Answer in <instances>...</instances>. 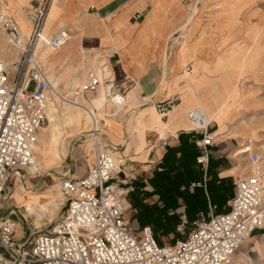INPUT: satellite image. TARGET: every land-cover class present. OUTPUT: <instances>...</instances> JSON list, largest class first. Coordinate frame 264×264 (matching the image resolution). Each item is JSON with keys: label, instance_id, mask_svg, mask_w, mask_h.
Instances as JSON below:
<instances>
[{"label": "built area", "instance_id": "built-area-1", "mask_svg": "<svg viewBox=\"0 0 264 264\" xmlns=\"http://www.w3.org/2000/svg\"><path fill=\"white\" fill-rule=\"evenodd\" d=\"M50 3L46 0L27 15L31 27L28 39L22 37L12 16L0 8L2 29L15 50L10 63L0 56V199L11 172L34 164L41 128L49 124L52 89L36 55L37 46L41 43L54 51L71 38L66 29L44 36ZM189 70L186 65L185 71ZM101 85L108 93L115 92L112 78L102 80L90 72L89 81L75 95L95 92ZM178 102L176 95L154 105L165 118ZM187 118L191 130L202 134L195 140L200 149L196 160L207 168L214 143L211 121L200 107L188 111ZM93 122L95 162L80 177H61L66 204L62 217L50 232L37 233L28 241L16 238L15 219H0V264H230L240 245L264 228L261 156L251 145H244L255 168L235 181L228 211L212 212L208 219L196 221L184 238L170 244H159L150 225L134 229L126 204L133 186L124 188L117 181L124 162L112 151L101 150L103 133L95 117ZM167 143V138H161L162 146ZM177 230L185 233L183 225Z\"/></svg>", "mask_w": 264, "mask_h": 264}, {"label": "crops", "instance_id": "crops-1", "mask_svg": "<svg viewBox=\"0 0 264 264\" xmlns=\"http://www.w3.org/2000/svg\"><path fill=\"white\" fill-rule=\"evenodd\" d=\"M45 1L1 0L0 8L12 16L22 37L28 39L31 27L27 15L34 8L42 6ZM188 6L190 5L185 6L183 4V0H51L44 27V34L47 37L62 29L70 32V40L58 49L55 58L68 51L73 54L71 60L78 56L80 52L89 49L107 53L109 64L105 60H101L99 74L113 79L116 94L125 99L123 108L131 104H138L132 107V109H137L133 113H142L143 115V122L137 128L136 135L140 137L138 140H134L129 134L127 125L125 127L119 122L121 125L119 132L118 129H112L113 126L109 128L105 125L103 119L99 118L98 115L94 116L103 136L105 135L104 132L108 135V142L112 145H121L124 148L121 155H118L117 152H114V155L118 156L121 162H124L126 158V167L124 165L121 172L128 174V179L125 180V184L129 183L128 186H132L130 184L131 177L136 178V176L144 175L149 177L152 175L165 152L164 147L160 144L161 138H167L168 141L176 145L180 142L181 134H187L191 131L187 119L188 111L198 106L205 110L211 121L210 129L214 128V131L211 130L214 143L210 147V160L216 166L214 171H217L219 179L227 178L231 180L233 192L226 205L212 204L207 194V180L209 178L205 172L203 180L199 183L193 182L192 186L202 187L207 194V217L197 218L192 224H188L187 216L182 214L180 216L181 223L177 228L183 225L184 229L192 225L195 227L194 223L196 221L208 219L212 212L220 213L230 209V201L235 195V181L241 178L236 175L237 166L239 165L233 152L236 149L235 147L247 145L246 143L239 144L235 138L225 137L228 134V129L234 124L231 114L242 104L238 93L233 92L231 94L230 92H232L234 84L233 67L238 63L243 47L235 44L217 51L214 43L216 35L212 39V44L194 45L191 44L193 41L179 42V38L183 37L182 33L179 34L181 32L180 25L189 14L190 7L188 8ZM189 25L184 31H188ZM177 34H179V37H176ZM172 37H176V40L173 42L171 39L170 43ZM172 51L178 52L179 57L172 59ZM165 52L168 56L166 63H164ZM186 65L190 66V70L188 82L183 84V71ZM105 66H108L109 73L105 72ZM78 70L70 77L64 87L69 86L71 80L73 86L74 79L79 80L80 84L81 80L77 75ZM61 83L63 82L59 81V88ZM100 91L105 95L102 88L97 89L95 92L88 91L83 94L88 107L96 109L92 100ZM52 94L54 97L49 96V98L52 105L56 107V101L63 99L55 93ZM70 95L71 91L64 98L73 99L72 96L69 97ZM176 95L179 102L165 118L161 117L160 123L152 120L151 117L154 120L156 119L154 116L146 117L150 111L156 113L154 105L156 102L170 99ZM244 107H246L245 104ZM123 108L118 112L120 113ZM110 114H113L112 116L116 115L114 113ZM57 119L59 121V113ZM49 124L42 127L40 140L37 143L39 148H35V161L39 171L49 172L51 168L62 162L63 156L67 158L65 154L68 153V148L71 145V142L68 141L70 136H68L67 140L66 138L62 140L58 150H55L52 146L50 147L51 128ZM60 127L59 122V129ZM87 131H92V127ZM93 141L95 140L93 139ZM52 151L57 156L56 158L52 157ZM80 152L78 154L79 164L76 163V159L74 161L67 159L68 169L63 173L64 177H80L86 173L89 166L94 164L95 156L94 161L87 163L86 166L84 157L87 156V153L81 145ZM144 156L145 159H141ZM82 163L85 166L82 167ZM204 170L206 171L207 168H204ZM31 190L27 185L22 186L21 191L13 195L15 201L19 203L18 206L23 207L26 212L25 203L27 200H30L33 204H36L38 200H43V197L39 198V193H34L35 190ZM12 201L14 200L8 201V199H5L4 193V196L0 199V219L7 216L15 219L14 213L16 212L12 208L16 206L13 205L14 202ZM181 207L183 211L184 204ZM131 213H135L132 205ZM187 234L184 233L185 236ZM16 238L18 237L16 236ZM29 239V237L21 238L24 241ZM244 247L246 250H241L230 264H264V228L252 235Z\"/></svg>", "mask_w": 264, "mask_h": 264}, {"label": "rangeland", "instance_id": "rangeland-1", "mask_svg": "<svg viewBox=\"0 0 264 264\" xmlns=\"http://www.w3.org/2000/svg\"><path fill=\"white\" fill-rule=\"evenodd\" d=\"M195 2L196 0H183V4L185 6H187L188 4L190 5L188 6V8L193 6V3ZM181 33L183 37L179 38V42L193 41L191 44L194 45L212 44V39L214 35H216L214 38V43L216 44L217 51H220L225 47L229 48L235 44L243 47L241 48L243 50H241L242 54L238 58V63H236V65L233 67L234 84L233 89L231 90L232 92H230L231 94L233 92H237L242 100V104L231 114L234 124L230 128L228 127V134L225 137L235 138L237 139L239 144L246 143L247 145H251L252 148L255 149V151H257L261 156V161L258 166L261 167L264 172V0H200L196 15L194 16L193 21L190 23L188 31L186 30L179 32V34ZM179 34H177L176 37H179ZM176 37L170 38V43L171 39L173 40V42H175ZM14 51L15 50L8 42L6 33L3 31L2 25L0 23V56L4 58L7 63H10V61L14 58ZM75 57L77 58L75 59ZM75 57L73 60L69 61L64 72L60 74V81L63 83H61L60 88L59 85L54 88V90L56 91V95L58 93H61L66 97L67 93L71 91V95L69 96L71 97L73 95V91H78L80 87L79 85H82L89 81L90 72L99 74V69H101V60H105L106 63L109 64L107 61V53L95 49H89L80 52L78 56ZM178 57V52H171L172 59ZM40 64L46 72L47 66H45V63ZM77 70V75L81 80L80 84L78 86H74L73 84L72 86L71 80V82H69V86L64 87L66 82H68L70 77L74 73H76ZM106 73H109V71H107ZM47 76L48 78H50L49 73H47ZM8 77L9 82H11L12 74H9ZM53 97L54 95L51 94V98ZM71 101H77L78 103L82 102L79 96L76 99H68L67 97L63 100L56 101L55 103L56 107L58 108L55 120L56 122H58V124L59 122L61 124V133L59 135L58 144L54 146V149L58 150L60 148L62 140L65 138L67 140V137L70 136L68 137V141L71 142V145L68 148V153L65 154L67 155V158L63 156L62 162L54 166V168H51L49 172L40 170L36 175H31L29 174L27 168H18L14 169L9 176L5 192V199H8V201H11V199L14 200L12 202H14L13 205H15L16 207L12 208V210H15L16 212L14 213L15 220L17 221L16 236L19 239L29 237V240H31L37 233L50 232L56 222L62 217L64 211L66 210V204L65 197L62 191L59 190L58 184L60 183L63 173L68 169L67 159H71V161H74L76 159V163L79 164L80 161L78 159V154L80 152V145L87 153V156L84 157L86 166L87 163H91L94 161L95 154L93 150V139L95 138V136L93 137L94 134L92 131H87L92 127V120L84 118H81L79 120V118L76 116V119L73 122H69V120L65 118L64 115H62V112H60L67 106V103ZM142 101L144 102L145 100ZM105 103V112L115 114L123 108L125 102L122 103L121 107L117 108L116 110H114V108L111 106V102L106 101ZM244 104L246 105V107H244ZM134 105L138 104L125 106L120 113L118 112L119 114L117 113L116 117L119 118H117L116 120L101 113H99L98 117L102 118L103 123L107 126L117 123L119 132L121 129V125L119 122H121L125 127L127 125L129 134L133 137L134 140H138L140 139V137L136 135L138 131L137 128L142 124L143 118L142 121H138L137 119H135V115L142 116V113H133L134 111H137V109H132ZM58 113L59 121L57 119ZM150 115L154 116L157 120H161V117L157 113H153V111H150L149 115H146V117H150ZM128 117H130V119ZM211 130L214 131V128L212 127ZM189 133L196 134L197 131L191 130ZM104 134L105 135L103 136L102 143L104 146L101 148V150L108 152L110 150L112 152H118V155H121L124 148H122L121 145H112L111 143H109L107 139L108 135L105 132ZM241 146L242 145H239V147H235L236 149L233 152V155L236 156L235 159L237 160V164L239 165L237 166L238 170H236L237 177H245L249 174L250 171L255 168L249 160L248 153H246L243 150L244 147ZM52 157H57L54 154V151H52ZM117 158L120 159L119 157ZM125 159L124 165L125 163H127ZM141 159H145V156ZM83 165L84 163H82V167ZM124 165L122 166V170ZM127 175L123 172H120L117 175L119 184H121V186L124 188L129 185V183L125 184V180L128 179ZM147 178L148 175L136 176V178L131 177L130 184L141 179H143L142 181H146ZM26 185L29 187V190H35L34 193L39 194L46 193L50 187H52L53 185H57L55 188H53L52 193L42 196L43 200L40 201L45 203L51 199L55 200L57 202V205L54 206L51 203H47L45 211L40 215L36 208L32 211H24L23 207L18 206L19 203L15 201L13 195L16 192L21 191L22 186L25 187ZM145 189H151V185L147 183ZM24 193L26 192L24 191ZM12 202L10 203L11 205ZM126 204L129 216L132 217L133 214L131 213V203L128 199ZM37 216H39L38 221L36 220ZM193 228V225L191 227H186L184 229L185 234L189 233ZM162 241L163 244H170L168 238L163 237ZM247 241L240 245V247L234 253L232 259H234V257L239 254L241 250H246L244 245L247 244Z\"/></svg>", "mask_w": 264, "mask_h": 264}, {"label": "trees", "instance_id": "trees-1", "mask_svg": "<svg viewBox=\"0 0 264 264\" xmlns=\"http://www.w3.org/2000/svg\"><path fill=\"white\" fill-rule=\"evenodd\" d=\"M201 135L200 132L181 134L180 142L176 145L168 141L163 146L165 152L152 175L146 181L141 179L132 183L133 190L128 194V200L135 211L131 217L132 226L138 230L150 225L155 239L161 245L163 237L168 238L170 243L185 237L177 230L182 214L187 216L188 224L197 218L207 217V194L212 204L220 206L226 205L232 195L231 180L219 179L217 171H214L216 166L211 160L206 171L197 162L200 149L195 140ZM205 172L209 178L207 194L202 187L192 186L193 182L203 180ZM147 183L151 185L149 190L145 189Z\"/></svg>", "mask_w": 264, "mask_h": 264}, {"label": "bare ground", "instance_id": "bare-ground-1", "mask_svg": "<svg viewBox=\"0 0 264 264\" xmlns=\"http://www.w3.org/2000/svg\"><path fill=\"white\" fill-rule=\"evenodd\" d=\"M199 2H200V0H196V2L193 3L194 5L189 8V14L187 15L186 19L180 25L181 31H184L185 28L193 21L194 16L196 15V11H197L198 6H199ZM53 3H54V1H53ZM44 36H45V34H44ZM57 51H58V49L52 51L49 48L42 47L41 43L38 44L37 50H36V54L38 55L40 63H45V66H47L46 67V72L49 73V77H50L49 80L51 81V83L53 85L52 86L50 84L51 89H52V93L56 92L54 90V88H56L59 85L58 83L60 81V74H62V72H64V70H65V68H66V66L68 64L67 62L70 61L71 58L73 57L72 56L73 54L70 51H68L65 54H61L59 57L55 58V55L57 54ZM167 61H168V56H167V52H165L164 63H166ZM104 70H105V72L110 71L108 66H105ZM188 74H189V71H185V67H184V71H183L184 79L182 80L183 84H186L188 82ZM98 76L102 80L104 78H106L104 75L101 76V75L98 74ZM73 84H74V86L79 85V80H77V79L74 80ZM82 85H79V86H82ZM99 88L103 89L105 95L100 91L98 93V95L93 98L92 101H93L94 106L96 107V109L88 107L87 102H86L85 98L82 96V94L75 95V91H73L72 98L76 99V98H78L80 96L82 102L78 103L77 101H71V102L67 103V106L62 111H60V112H62V115H64V117L67 118L69 120V122H73L76 119L75 118L76 116L79 118V120L81 118L82 119L84 118V119L93 120V117L95 115H99V113L104 114L107 117H111L113 114L105 112V106H106L105 102L106 101L111 102L112 103L111 106L114 108V110H116L117 108L121 107V104L124 103L125 99L122 98L119 94H116V91L108 93L105 90V88L103 87V85L98 87V89ZM57 95L60 96L59 94H57ZM198 107H200V106H198ZM200 108L204 111V113L206 114L207 119L209 120V117L207 116V113L205 112V110L202 107H200ZM47 112H48V117H49V122H50L49 127L51 128V133H50V136H49V142H50V147L51 146L54 147V146L57 145V142L59 140V135H60L61 132H60V129H59V124L55 120V116H56V113H57V108L52 105V101H51L50 98H49V107L47 109ZM156 113L159 115L157 110H156ZM116 116H117V114L115 116H112L111 118L116 120L118 118ZM142 118H143V115L142 116L135 115V119H137L138 121H142ZM151 118H152L153 121H158L159 122V120H157V119L154 120L153 117H151ZM188 122H189V125L191 127V123H190L189 120H188ZM113 123H115V122H113ZM112 126H113L112 129H116V130L118 129L117 128V126H118L117 123H115L114 125L113 124L108 125L109 128H111ZM94 140H95V138H94ZM35 148L38 149V145H35ZM135 150L137 151L138 149H135ZM113 154H114V151H113ZM116 157H118V156H116ZM119 161H121V160L119 159ZM27 170H28L29 174H31V175L37 174L38 171H39V167L37 165V162L34 160V164L31 165L30 167H28ZM263 174H264V172H263ZM58 185H59V190L61 191L60 183ZM56 186L57 185H53L52 187H50L47 190L46 193L42 192L43 194H40L39 198H41L44 195L52 193L53 188H55ZM47 203H51L54 206L57 205V202L55 200H51V199L48 200V202H45V203L40 202V200H38L36 204H33V202H31L30 200H27L26 203H25V207H26V209L28 211H32L33 209L36 208L38 210V212H39V215H40V214H42L45 211ZM38 219H39V216H37L36 220L38 221Z\"/></svg>", "mask_w": 264, "mask_h": 264}]
</instances>
